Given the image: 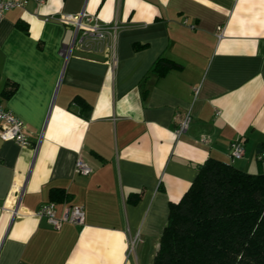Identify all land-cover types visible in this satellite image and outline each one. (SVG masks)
<instances>
[{"label":"crops","instance_id":"0c3cea01","mask_svg":"<svg viewBox=\"0 0 264 264\" xmlns=\"http://www.w3.org/2000/svg\"><path fill=\"white\" fill-rule=\"evenodd\" d=\"M26 1L0 19V103L30 142L0 138V264H152L208 158L264 173V0ZM82 12L118 27L113 54L62 55L73 30L44 18ZM159 58L180 68L158 77ZM49 202L82 206L84 225L51 227L35 215Z\"/></svg>","mask_w":264,"mask_h":264},{"label":"trees","instance_id":"16d2710c","mask_svg":"<svg viewBox=\"0 0 264 264\" xmlns=\"http://www.w3.org/2000/svg\"><path fill=\"white\" fill-rule=\"evenodd\" d=\"M179 68L159 58L152 71L160 77ZM152 264H264V173L208 158L182 198L169 205Z\"/></svg>","mask_w":264,"mask_h":264},{"label":"built area","instance_id":"2783aa9c","mask_svg":"<svg viewBox=\"0 0 264 264\" xmlns=\"http://www.w3.org/2000/svg\"><path fill=\"white\" fill-rule=\"evenodd\" d=\"M38 4H43L46 0H34ZM26 0H0V19L10 10L16 8H24ZM45 22H55L65 27H70L73 30L71 41L62 47V55L68 57L73 50L82 52L87 55H103L105 53L113 54V46L109 42V38L113 36L118 27L108 26L102 23L96 16L82 12L76 15L59 14L50 15L44 18ZM183 24L187 25L190 29L194 26L187 23L186 20ZM224 33V27H221L217 33V37L221 38ZM114 63V62H113ZM197 93V90L194 91ZM190 121V114L186 113L182 116L175 127L176 136L182 135ZM0 138L3 141H13L21 147L30 146V142L26 136V127L24 123L15 117L11 112L5 110L0 103ZM38 145H35L34 150H37ZM244 155V146L241 141L236 140L230 144L229 158L232 162L240 160ZM262 156H258L261 160ZM75 169L78 174L88 176L92 169L90 166L77 159L75 161ZM55 204L49 202L39 207L35 215L40 218H45L48 224L59 229L62 224L69 223L77 226H83L85 221L84 208L82 206H67L63 208L60 217L55 214ZM8 211L14 217L22 214L18 208H9ZM135 240V239H134ZM134 241L129 243L128 253L131 252Z\"/></svg>","mask_w":264,"mask_h":264}]
</instances>
